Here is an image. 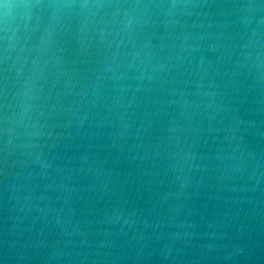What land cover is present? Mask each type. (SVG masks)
Instances as JSON below:
<instances>
[{
    "label": "water",
    "instance_id": "1",
    "mask_svg": "<svg viewBox=\"0 0 264 264\" xmlns=\"http://www.w3.org/2000/svg\"><path fill=\"white\" fill-rule=\"evenodd\" d=\"M0 264H264V0H0Z\"/></svg>",
    "mask_w": 264,
    "mask_h": 264
}]
</instances>
